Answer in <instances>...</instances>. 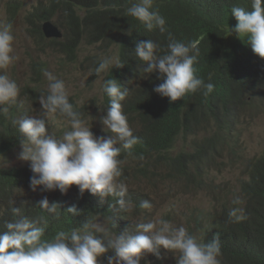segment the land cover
Here are the masks:
<instances>
[{"label": "clouds", "instance_id": "9594fccd", "mask_svg": "<svg viewBox=\"0 0 264 264\" xmlns=\"http://www.w3.org/2000/svg\"><path fill=\"white\" fill-rule=\"evenodd\" d=\"M75 2L73 10L79 14L83 9L85 16H79L84 20L88 11L102 13L109 9L112 0ZM8 3L14 6L15 17L24 7L22 0H8ZM44 5H51V0H35L29 16ZM250 7L251 11L242 6L232 7L231 15L236 20L232 25L186 41L169 32L165 18L154 10V0H134L127 5L124 14H116L114 28L102 14L98 31L84 29L85 35L74 55L64 49L72 37L71 30L62 29L59 22H55V18L68 19V13L65 17L60 11L52 20L41 22L44 39L29 21L31 31L38 34L41 51L44 46L53 44V48L72 63L79 60L80 47L85 42L119 46L120 58L99 54L88 57L95 75L100 76L109 68L110 71L103 81V92L84 104L70 96L65 81L45 70L41 61L32 64L29 78L18 85L5 71L18 59L14 55L12 25L0 23V115H6L19 105V110L15 111L20 116L14 123L22 137L20 145L14 148L0 141V157L21 148L17 159L30 162L29 167H0V173L21 174L15 186H6L0 178V215L10 212L18 217L5 221V230L0 231V264H145L143 258L148 254L152 255V264L156 261L162 264L161 260L166 259L169 252L175 256V264H221L219 233L208 243L199 240L203 231L195 221L204 215L190 217L188 230L164 218L142 222L139 217L142 209H151L152 203L142 200L135 192L137 188H151L157 193L158 180L163 179L161 173H167L170 180H182L180 185L185 187L210 188L205 170L216 167L213 158L221 154L234 137L237 146L242 135L237 132L238 125L264 115V85L253 82L257 77L252 72L246 76L238 73L255 69V62L259 66L264 62V0H251ZM122 16L136 24L124 26ZM47 22L57 28L60 36L47 35L44 30ZM74 36L78 37L77 33ZM235 56L240 59L235 61ZM44 76L48 81L47 90L38 88L39 84H46ZM247 78L252 80V87L243 85ZM237 81L240 86L235 85ZM227 85L235 91L228 106L215 97V93ZM27 86L36 93L30 100L23 94ZM141 97L142 104L158 109V119L166 110L177 108L184 116L204 118L206 122L198 125V132L210 130L212 133L199 138L197 132H193L191 135L197 141L191 151L175 152L180 138L186 146L193 144V137L180 135L172 149L150 156L141 154L138 146L146 122L140 111L130 108V104ZM37 109L42 110V116H33ZM55 116L64 118L70 129L60 137L47 129V123ZM222 116H227V123L233 126L230 139L227 129H218L217 122ZM208 123L212 124L208 126ZM219 133L224 135V140L217 139ZM209 137L215 141L216 148L208 159H196L200 154L199 141ZM262 144L261 150L245 160L246 180L248 160L264 154V138ZM182 157L194 163L180 168ZM86 190L101 202L115 197V204L111 205L114 212L109 215L97 212L90 221L80 218L70 228L57 232L51 241L42 240L46 226H42V218L22 217L21 207L38 199H41L38 201L40 209L56 213L60 205L50 201L57 194L82 196ZM234 195L233 203L239 204L242 200L243 205L233 206L226 201L234 207L229 210L228 218L239 221L245 214L247 194L241 187ZM259 210L264 215V208ZM67 212L78 214L74 205L68 207ZM102 216L104 218L99 219ZM201 227L204 229V223ZM196 230L201 232L200 237L196 236Z\"/></svg>", "mask_w": 264, "mask_h": 264}, {"label": "trees", "instance_id": "16d2710c", "mask_svg": "<svg viewBox=\"0 0 264 264\" xmlns=\"http://www.w3.org/2000/svg\"><path fill=\"white\" fill-rule=\"evenodd\" d=\"M134 0H112L111 7L104 12H90L83 20L77 11H74L75 0H51V5H44L37 9L27 19L35 25L41 38V22L52 20L58 12H63L68 19L64 18L59 21L62 29L71 30L72 37L66 42L68 43L64 49L69 54H75L77 47L82 42L85 35L84 29H92L98 31L102 23V14L106 17L111 27L116 26V14H124L127 5ZM71 4L72 8H69ZM251 0H154V10H158L160 15L166 20V25L170 33L178 35L186 41L199 37L204 33H212L220 31L223 27L232 25L235 18L231 15V9L234 6H242L251 11ZM11 17L14 18L16 13L12 3L7 4ZM124 26H132L135 21L122 16ZM84 26V28H82ZM143 28V26H141ZM77 33L78 37L74 36ZM98 57H95L97 59ZM239 56H235L234 60L238 61ZM255 69L247 72H238L240 76L253 73L257 78L253 79L256 84L264 85V62L254 63ZM255 71V72H254ZM252 80L249 78L243 81L246 87H252ZM233 83V81H230ZM240 86V82L235 84ZM231 86L227 85L223 89L217 91L215 97L224 101L228 106L232 101V95L235 91L230 90ZM254 88V87H253ZM30 100L35 96V92L30 86L25 88L23 93ZM141 98L130 104L132 110L140 111L141 116L146 122L145 133L140 136L138 150L145 156H150L155 152H161L169 148H173L178 136H191L193 132H198V125H203L206 120L201 116L194 115L184 116L182 111L177 108H171L165 111L163 117L158 119V109L151 108L150 105L142 104ZM70 102L75 104L73 99ZM76 105V104H75ZM77 106V105H76ZM15 110H19V105L15 106ZM12 108L6 115H0V141L7 145L8 148L17 147L22 139L18 131V127L14 121L19 118V112ZM24 114V113H20ZM25 115V114H24ZM228 115V114H227ZM227 116H222L220 122H217L218 129H227L228 136L231 138L233 126L227 123ZM230 121V118L228 119ZM218 140H224L225 137L221 133L217 135ZM205 141H199L198 147L200 154L195 156L198 160L208 159L213 149L216 148L215 141L212 138H205ZM204 143V144H203ZM194 162H186L183 157L179 162L180 168H186L187 164ZM199 166L200 163H197ZM248 179L243 180L241 187L247 195V203L243 219L239 221H230L228 212L231 204L223 202L220 210L209 216V223L201 227L203 218L198 216L196 219L197 227L203 231L201 242H210L216 233H219L221 255L218 257L221 264H264V215L258 208H264V154L259 158L248 160ZM29 174V173H28ZM20 173H0V178L6 186H15L18 184L17 178ZM6 197L5 199H7ZM41 199H38L40 201ZM115 197H109L101 202L87 190L81 196L74 193L57 194L52 201L60 205L56 213H50L38 207V201L21 207L22 217L39 220L43 219L45 232L42 240L51 241L57 232L70 228L76 220L90 221L93 216L99 212L100 214L109 215L114 212L111 205L115 204ZM75 206L78 214L73 215L67 212V208ZM16 217L13 213L5 212L0 215V231H4L5 221H11ZM82 226L84 224H81ZM197 228V229H198ZM156 264H160L156 261Z\"/></svg>", "mask_w": 264, "mask_h": 264}, {"label": "rangeland", "instance_id": "374dc122", "mask_svg": "<svg viewBox=\"0 0 264 264\" xmlns=\"http://www.w3.org/2000/svg\"><path fill=\"white\" fill-rule=\"evenodd\" d=\"M8 0H0V23H9L12 25L15 40L13 42L14 55L18 59L10 65L5 71L18 85L29 78L32 64L35 61L44 62L45 70L52 72L58 78L65 81L70 96H74L80 104H84L91 97L101 94L103 81L106 79L110 68L100 76L95 75L93 64L87 60L89 56L99 54L102 56H113L120 58L119 46L112 45L109 47L97 44L90 45L85 42L79 51V60L75 63L69 62L64 54L55 50V45L44 46L41 51L39 45L40 39L38 34L31 31V24L27 17L32 12L31 9L35 0H22L24 7L15 18L11 17L8 7ZM79 14L83 17L86 12L81 9ZM59 22L55 18V22ZM41 44V43H40ZM34 80V79H32ZM46 84H39V89L47 90L48 81L44 76ZM260 98V95H258ZM33 116H42V110L37 109ZM47 123V122H46ZM212 123H208L210 126ZM49 132L53 131L57 137L63 135V132L69 129L67 121L59 116H55L47 123ZM237 132H242L241 138L235 147V137L226 149L214 159L216 167L205 170L206 178L211 183L210 188H204L200 185L197 188L185 187L180 185L182 180H170L167 173H161L163 179L158 180V192L137 188L135 192L142 200H149L152 203L151 209H142L140 220L147 222L149 219L164 218L172 222L176 227L184 226L188 230L190 217L202 214L204 225L209 223L210 214L214 216L223 202H231L233 206H242L234 204L236 198L234 193L241 188L240 182L246 178L245 160L253 156L263 147L262 139L264 138V115L257 116L254 120H249L245 124L237 126ZM212 131L197 132L199 138L208 136ZM192 145H187L183 138H180L175 147V152L183 149L191 151L196 145V137L191 135ZM195 144V145H194ZM21 148L3 154L0 157V167H29L30 162L20 161L17 154ZM182 178V177H180ZM240 199V198H239ZM134 208V206H133ZM241 209V207H240ZM100 217L99 219H103ZM98 219V220H99ZM101 221V220H100ZM105 222V221H104ZM107 227V223L105 222ZM195 228V224L193 225ZM196 236L200 237L201 232L196 230ZM167 258L161 260L162 264H175V256L167 253ZM178 256V253L175 254ZM151 254L143 258L145 264H152Z\"/></svg>", "mask_w": 264, "mask_h": 264}, {"label": "water", "instance_id": "95a60500", "mask_svg": "<svg viewBox=\"0 0 264 264\" xmlns=\"http://www.w3.org/2000/svg\"><path fill=\"white\" fill-rule=\"evenodd\" d=\"M44 30L48 36H60L57 28H55L50 22L45 23Z\"/></svg>", "mask_w": 264, "mask_h": 264}]
</instances>
